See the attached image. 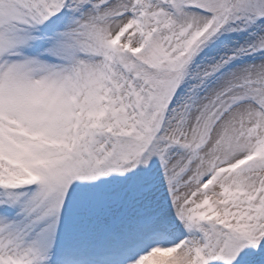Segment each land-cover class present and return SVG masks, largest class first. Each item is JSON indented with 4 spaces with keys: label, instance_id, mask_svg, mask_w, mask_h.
I'll list each match as a JSON object with an SVG mask.
<instances>
[{
    "label": "snow or ice",
    "instance_id": "obj_1",
    "mask_svg": "<svg viewBox=\"0 0 264 264\" xmlns=\"http://www.w3.org/2000/svg\"><path fill=\"white\" fill-rule=\"evenodd\" d=\"M0 264H264V0H0Z\"/></svg>",
    "mask_w": 264,
    "mask_h": 264
}]
</instances>
